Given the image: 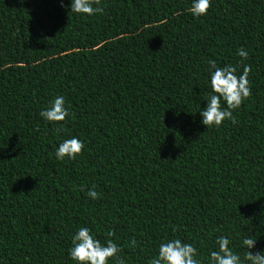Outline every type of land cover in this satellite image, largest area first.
<instances>
[{
	"label": "trees",
	"instance_id": "16d2710c",
	"mask_svg": "<svg viewBox=\"0 0 264 264\" xmlns=\"http://www.w3.org/2000/svg\"><path fill=\"white\" fill-rule=\"evenodd\" d=\"M62 3L0 0V264H75L81 226L101 243L111 229L125 264L173 237L200 264L220 235L242 259L245 235L264 250V0H210L202 17L191 0H101L91 17ZM209 60L249 69L250 96L218 128L200 116ZM57 95L59 132L39 116ZM71 136L81 154L57 161Z\"/></svg>",
	"mask_w": 264,
	"mask_h": 264
},
{
	"label": "clouds",
	"instance_id": "9594fccd",
	"mask_svg": "<svg viewBox=\"0 0 264 264\" xmlns=\"http://www.w3.org/2000/svg\"><path fill=\"white\" fill-rule=\"evenodd\" d=\"M61 6H63L61 0ZM210 6V0H191L189 11L193 17L206 15ZM70 10L82 17H91L102 13L101 0H70ZM236 54L242 60L247 59L248 51L242 46L237 48ZM209 80L208 86L211 94L206 100L203 109L200 110L201 123L207 127L218 128L224 120L236 122L234 109H239L243 100L251 94L248 72L245 65L239 75L232 65L218 66L216 61H208ZM222 102L223 105L222 106ZM39 116L47 122L55 124L57 131L63 128L62 123L69 116V108L66 106L63 95L55 96L49 105L39 112ZM84 143L76 136L62 139L54 149L53 155L57 161L72 160L81 154ZM83 190V186H81ZM87 196L96 199L98 193L95 186L87 189ZM113 236L111 229L103 243L95 238L92 230L87 226H81L71 236V246L68 249V258L75 264H109L115 260L116 264H125L120 257V246L109 237ZM257 242V237L243 236L240 240L242 246H246V254L243 259L233 251L231 240L227 235L216 237L217 248L209 253L207 264H264V250L250 251ZM131 247L136 246V240L129 241ZM148 264H200L198 249L191 243L182 242L179 237L162 239L157 246V251L150 258Z\"/></svg>",
	"mask_w": 264,
	"mask_h": 264
}]
</instances>
